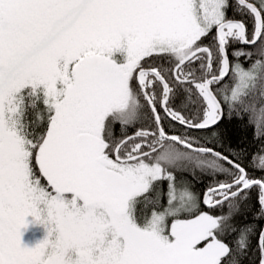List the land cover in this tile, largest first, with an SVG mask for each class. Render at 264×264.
Wrapping results in <instances>:
<instances>
[{"label": "snow or ice", "instance_id": "obj_1", "mask_svg": "<svg viewBox=\"0 0 264 264\" xmlns=\"http://www.w3.org/2000/svg\"><path fill=\"white\" fill-rule=\"evenodd\" d=\"M0 264H264V0H0Z\"/></svg>", "mask_w": 264, "mask_h": 264}, {"label": "rangeland", "instance_id": "obj_2", "mask_svg": "<svg viewBox=\"0 0 264 264\" xmlns=\"http://www.w3.org/2000/svg\"><path fill=\"white\" fill-rule=\"evenodd\" d=\"M21 233V243L27 247L35 246L47 234L45 226L34 222L32 217L27 218V225L21 229Z\"/></svg>", "mask_w": 264, "mask_h": 264}, {"label": "trees", "instance_id": "obj_3", "mask_svg": "<svg viewBox=\"0 0 264 264\" xmlns=\"http://www.w3.org/2000/svg\"><path fill=\"white\" fill-rule=\"evenodd\" d=\"M247 137H248V139H247L246 142L250 145V147H249V151H250V152L255 151L256 144H258V143H260V142L257 141L255 144L252 143V129H251V128H249V129L247 130ZM234 139H235V136H234ZM255 175L259 176L260 173H259V172H256ZM196 187H197V190H202L203 187H204V185H200V184H198Z\"/></svg>", "mask_w": 264, "mask_h": 264}]
</instances>
